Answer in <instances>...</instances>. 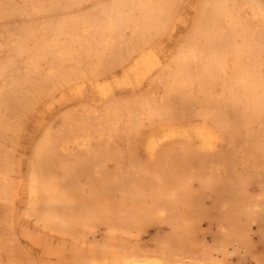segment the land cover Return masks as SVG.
Returning <instances> with one entry per match:
<instances>
[{
  "label": "rangeland",
  "instance_id": "obj_1",
  "mask_svg": "<svg viewBox=\"0 0 264 264\" xmlns=\"http://www.w3.org/2000/svg\"><path fill=\"white\" fill-rule=\"evenodd\" d=\"M258 1L253 8L225 0L214 45L192 42L191 31L217 0H0V65L8 64L0 74V264H264V5ZM143 2L157 14L154 26L139 16ZM228 11L245 31L257 28L248 48L231 32ZM71 18L92 21L83 36L96 42L101 65L93 52L55 66L67 45L83 50L50 31ZM115 21L112 32L107 24ZM26 29L48 38L49 51L43 55L25 38L16 51ZM176 57L186 75L166 95ZM202 129L213 137L202 141L194 133ZM44 136L59 185L54 194L64 198L63 184L73 183L62 163L78 171L68 196L89 202L78 209L73 198L77 215L63 228L46 223L29 203ZM82 138L90 146L77 145ZM91 154L96 158L79 172V159ZM228 239L232 252L223 246Z\"/></svg>",
  "mask_w": 264,
  "mask_h": 264
},
{
  "label": "bare ground",
  "instance_id": "obj_2",
  "mask_svg": "<svg viewBox=\"0 0 264 264\" xmlns=\"http://www.w3.org/2000/svg\"><path fill=\"white\" fill-rule=\"evenodd\" d=\"M129 1V0H128ZM218 2L217 3H214V5H213V7L211 8V10L208 12V13H204L205 15H199L198 16V19H197V22H196V24L194 25V27H193V29H192V31H191V38H192V42L193 41H197V42H199V39H202V38H205L204 40H207V41H209L210 43H213L214 45L216 44V43H219V41L218 40H221V39H219V38H217L215 35H216V33H217V26L215 25V24H217V18H218V16L220 15V14H222V12L223 11H225V10H223L224 9V3H225V0H217ZM248 0H246V3H248L247 2ZM249 1H251V0H249ZM147 2H149V1H147ZM252 3V6H253V8H255L254 7V5H259V1L258 0H252L250 3H248V6L250 5ZM262 5H264V0H262ZM154 5V4H153ZM158 5V4H157ZM150 6H151V4H150ZM149 6V4L148 3H146L145 4V2H143V5H142V9H141V11L139 12V16L144 20V21H149V24L151 25V26H154L153 24H156V22H157V14H156V12H153L154 10L151 8ZM251 6V5H250ZM259 6H261V5H259ZM226 8V7H225ZM247 8H249V7H247ZM252 9V8H251ZM263 9V8H262ZM105 10V9H104ZM108 10V9H107ZM247 10V9H246ZM245 10V11H246ZM230 11V10H229ZM228 11V13L230 14V12ZM251 11V10H250ZM104 12V11H103ZM111 12V11H110ZM254 12V11H253ZM263 12V11H262ZM166 13V12H165ZM199 13V12H198ZM202 14H203V11L201 12ZM225 13V12H224ZM247 13V12H246ZM259 13V12H258ZM227 14V13H226ZM260 14V13H259ZM121 15V14H120ZM223 15V14H222ZM235 15V14H234ZM252 15V14H251ZM264 15V14H263ZM108 16H110V15H108ZM224 16V15H223ZM228 17H230L231 16V21H232V26L231 25H229L230 27H231V29H232V31L229 29V28H227V30L229 29L231 32H233V34H239V35H241L243 38H241V39H244L243 41H242V43H243V45L244 46H247L246 48H248L249 47V45H250V39L249 38H251L253 35H254V33H255V30L257 29L256 28V26L257 25H255V27H252V28H256L255 30H246L245 31V29L246 28H244V22L242 23L243 24V27H242V25L240 24L241 22H239L238 20V18H234V16H232L231 14L230 15H227ZM111 17V16H110ZM118 17H119V14H118ZM222 17V16H221ZM252 17V16H251ZM258 17V16H257ZM89 18V17H88ZM88 18H85L84 20H83V22L82 21H80V20H77L76 18V20L75 21H73L72 20V18H71V20H68V21H65V20H59V21H57L56 23H54V24H52L50 27H48V28H50V31L52 32V30L54 31V34H57V36L59 35H68L69 37H70V42L68 43V44H71V43H73L74 41H79L80 42V44L82 45V52H80V53H76V52H73L72 50H71V48H70V46H66V47H64V49L62 50V52H61V54L59 55V60H58V62H57V65H55V66H57V67H59L60 66V64L61 63H63L65 60H68V59H70V58H73V56L74 55H76L78 58H81V57H83V54L85 53V54H87V55H91V54H93V52H95V54H97L96 55V59L99 61L97 64L98 65H101L102 64V62L103 61H101L100 60V58H99V53H101V52H97V50H96V48L94 49V44H96V42L95 43H93L94 41H92V40H90V39H88L87 37H84L83 35V33L84 32H86L87 31V29H89V28H87L88 26H94L92 23H90V22H92V21H88ZM259 19H260V16L258 17ZM110 19V18H109ZM121 19V18H120ZM164 19V18H163ZM241 19V18H240ZM106 20V19H105ZM108 20V19H107ZM255 20V19H254ZM261 20V19H260ZM263 20H264V16H263ZM262 21V20H261ZM120 21H115V22H112V23H108L107 24V27H108V29H110L112 32H114L115 31V29L119 26V23ZM123 22V21H122ZM129 22V21H128ZM230 23V22H229ZM261 23V22H260ZM50 24V23H49ZM122 24V23H121ZM162 24V23H161ZM264 24V23H263ZM262 24V25H263ZM105 25V24H104ZM128 25H130V24H128ZM149 25V26H150ZM214 25H215V27H214ZM218 25V24H217ZM246 25V24H245ZM98 26V25H97ZM141 26V25H140ZM150 26V27H151ZM132 27V26H131ZM133 27H134V30H133V32H135V33H137V34H139V32H140V30H139V27L137 26V23H135V24H133ZM247 27V26H246ZM250 27H251V25H250ZM261 27V26H260ZM105 28V27H104ZM52 29V30H51ZM107 29V28H106ZM142 29V28H141ZM248 29V28H247ZM260 29V28H259ZM262 29V28H261ZM260 29V30H261ZM94 30V29H93ZM122 30H123V28H122ZM228 30V31H229ZM49 31V32H50ZM222 31V30H221ZM223 32V31H222ZM246 32H248V33H246ZM257 32V31H256ZM259 32V31H258ZM262 32H264V30L262 31ZM261 31L259 32V34L261 35V33H262ZM220 33V32H219ZM86 34V33H85ZM100 34V33H99ZM134 34V33H133ZM224 34H225V32H224ZM37 36V34L36 33H34V30L33 29H26L25 30V35H22L20 38H21V42L19 41V44H18V46H17V48H16V51H17V49H19L21 46H22V42H24V41H22L23 40V38H25V41L26 40H28V39H32L33 41H34V44L36 43V44H38L39 46V51H41L42 53H43V55L46 53V52H48L49 50H48V48H49V46H50V44H49V41H48V38H41V39H38L36 36ZM238 35V36H239ZM257 35V34H256ZM55 36V35H54ZM56 36V37H57ZM219 36H220V34H219ZM218 36V37H219ZM227 36V35H226ZM228 36H230V34L228 35ZM232 36V35H231ZM230 36V37H231ZM235 36V35H234ZM67 37V36H66ZM221 37V36H220ZM236 38H237V36H235ZM207 38V39H206ZM223 38H224V36H223ZM226 38V37H225ZM228 38V37H227ZM235 38V39H236ZM253 38V37H252ZM255 38V37H254ZM256 38L258 39V36H256ZM255 38V39H256ZM58 39V38H57ZM98 40V39H97ZM224 40V39H223ZM228 40H229V38H228ZM228 40H226L225 42H227ZM57 41V40H56ZM56 41H55V43H56ZM259 41V40H258ZM223 42V41H222ZM231 42V41H230ZM26 43V42H25ZM54 43V42H53ZM54 43V44H55ZM257 43V42H256ZM256 43H255V45H256ZM99 44H101V43H99ZM221 44V43H220ZM225 44V43H224ZM233 44H234V42H233ZM240 44H241V42H240ZM253 44H254V41H253ZM253 44H252V40H251V46H253ZM198 44L196 43V46H197ZM235 45V44H234ZM233 45V47L235 48V46ZM237 45H239V43H237ZM195 46V47H196ZM210 47H211V44L209 45ZM218 46V45H217ZM216 46V47H217ZM226 46V45H225ZM228 46H229V44H228ZM227 46V47H228ZM241 45H239V46H237V47H240ZM1 47H2V44H0V49H1ZM67 47H68V49H67ZM215 47V48H216ZM236 47V48H237ZM243 47V46H242ZM220 49H221V47H219ZM224 48H226V47H224ZM223 48V49H224ZM230 48V47H229ZM234 48H232L233 50H234ZM246 48H245V50H246ZM21 49V48H20ZM41 49V50H40ZM52 49V48H51ZM195 49V48H194ZM212 49H213V47H212ZM219 49V50H220ZM231 49V51H233ZM240 49H242V48H240ZM239 48H237L236 50H240ZM250 49H252V48H250ZM21 50H23V49H21ZM222 50V49H221ZM38 51V50H37ZM84 51V52H83ZM213 51V50H212ZM226 51V50H225ZM224 50H223V52H225ZM36 52V51H35ZM221 52V51H220ZM227 52V51H226ZM234 52V51H233ZM232 52V53H233ZM240 51H238V53H239ZM242 52H245V51H242ZM76 53V54H75ZM33 54V53H32ZM36 54V53H35ZM50 54H53V53H51L50 52ZM226 54V53H225ZM225 54H224V56H225ZM48 55V54H47ZM211 55V54H210ZM214 55V54H213ZM216 55H218L217 53H216ZM216 55H214L215 56V58L217 57ZM235 55V54H234ZM39 55H37V57H38ZM55 56V55H54ZM93 56H94V54H93ZM219 56V55H218ZM43 57V56H42ZM95 57V56H94ZM220 57V56H219ZM238 57V56H237ZM52 58H53V56H52ZM38 59V58H37ZM36 59V60H37ZM176 60H174V62L169 66L170 68H171V76H173V82H172V84L169 86V88H168V90H167V92H166V95H169V94H171L170 92H171V89H173L174 90V86H178V83L180 82V84H181V81H182V79H183V76H185L186 75V73H184V64H183V61H182V59L180 58V57H176L175 58ZM209 59H211L210 57H209ZM222 59V58H221ZM52 61H53V59H52ZM212 61V60H211ZM220 61V60H219ZM209 62V61H208ZM220 62H222V61H220ZM55 64V63H54ZM96 64V63H95ZM212 64V63H211ZM186 65V64H185ZM51 66H53V64L51 65ZM8 68V64H5V66L4 65H0V74L2 73V72H4L6 69ZM206 68V67H205ZM244 68H247V67H244ZM249 68V67H248ZM219 69H222L221 67L219 68ZM250 69V68H249ZM59 70V69H58ZM57 70V71H58ZM7 71V70H6ZM186 71V70H185ZM59 73V72H58ZM213 73V72H212ZM247 73V72H246ZM242 75V74H241ZM246 75V74H245ZM247 75H248V73H247ZM207 77V76H206ZM211 77V76H210ZM241 77V76H240ZM252 77V76H251ZM240 80V79H239ZM244 81H245V79H243ZM206 81V80H205ZM243 83V82H242ZM248 87V86H247ZM246 87V88H247ZM247 97V96H246ZM236 97H234V99H235ZM256 98V97H255ZM166 99H168V98H166ZM243 99H244V97H243ZM237 100V99H236ZM236 100H235V102H236ZM234 102V103H235ZM242 102V101H241ZM247 102V101H246ZM1 103H4V102H1ZM165 106H167L166 104H165ZM171 106V105H170ZM163 107V106H162ZM64 120V119H63ZM133 125V122H131V120H130V125ZM194 133L200 138V139H202V141L203 140H205V141H208L210 138H212L213 137V135H212V133L210 132V131H207V130H197V131H194ZM186 135H191V133L190 132H188V133H186ZM48 140H49V138H48V136H44L41 140H40V142H39V144L41 145V147L43 146V148L41 149V148H39L38 150H36V155H38L39 157H40V151H42V152H44L45 153V155H44V157H43V165L42 166H39V169H37V170H35L34 172H35V174L33 173V175H32V177H30V186H29V192H28V195H29V197H30V200H29V203L30 204H32V207H33V209H34V211L35 212H38V214H40V217L46 222V223H48V224H50V225H52V226H59V227H66L71 221H73V219H75V217H74V215L76 214V213H72V210H73V212H75L74 210L75 209H73L72 208V202H74V200H76V202H77V204L78 205H75V204H73V206L75 205V206H77V208H78V206H80V204L82 205L85 201L83 200V198H81V201H82V203H80L79 202V200L80 199H76V198H74V197H71L72 198V200H71V198L68 196V195H70L71 193H69V192H71V191H73L75 188H73V186L71 187V185L74 183V182H76V181H73L74 180V178L78 175L77 174V172L78 171H76L74 168H67V167H65V165L64 164H60V169L65 173L64 175H66L67 176V178L70 180L71 179V181L73 182L72 184L70 183V185H65V183L63 184V188L67 191V195L64 197V196H62V197H64V198H60L59 199V197H58V195L56 196L55 194V192L54 191H56V188L59 186L56 182H55V179H56V176L55 175H51L52 174V172L50 171V165H48L49 164V160H48V157H47V155L49 154H47L46 153V151H48V149L46 150V148H47V143H45V142H48ZM214 140V139H213ZM89 140H87V139H85V138H82L80 141H78L77 143V145H83V146H87V145H89ZM41 143H43V144H41ZM87 144V145H86ZM90 146V145H89ZM90 155V154H89ZM88 155V158H87V155H85L86 156V158L85 157H81L80 159H79V163L82 165L81 167H80V171L79 172H82V173H85L87 170H88V168H89V165H91V164H88L89 163V161H90V158H92V159H95L96 158V154H91L92 156L90 157ZM55 156V155H54ZM50 159V158H49ZM53 159V158H52ZM46 160V161H45ZM68 162V161H67ZM72 163H74V162H72ZM50 164H52V163H50ZM54 164H56V163H54ZM53 164V165H54ZM76 164V163H75ZM95 164V163H94ZM52 165V166H53ZM59 165V164H58ZM67 165V164H66ZM72 165V164H71ZM97 166V165H96ZM57 171V170H56ZM62 171H60L59 170V172H62ZM36 175H39V176H36ZM57 175V174H56ZM108 180V179H107ZM68 182H70V181H68ZM68 182H66V183H68ZM103 182H107L106 181V178H104L103 179V181H102V184H104ZM91 184V183H90ZM93 184H95V183H93ZM93 184H91V186L92 187H95L96 185H93ZM101 184V186H103L104 187V185H106V184H104V185H102ZM73 185H76L75 183L73 184ZM98 185H100V184H98ZM68 186H70L72 189H71V191L68 189L69 187ZM62 188V187H61ZM96 188V187H95ZM106 188H107V186H106ZM64 189L62 190V191H64ZM104 190L107 192V189H105L104 188ZM61 191V190H60ZM57 192V191H56ZM74 192V191H73ZM77 192H79L78 190H77ZM55 193V194H54ZM46 195L47 196V198H42V199H38L37 197H38V195L40 196V195ZM73 194V193H72ZM73 196V195H72ZM37 198V199H36ZM73 198H74V200H73ZM88 201H90L91 202V200H88ZM80 203V204H79ZM85 203H88L89 204V202H85ZM84 206L86 205V204H83ZM92 205H94V204H92ZM87 206V205H86ZM89 206V205H88ZM93 208L94 206H91V204H90V206H89V208ZM80 208V207H79ZM78 208V209H79ZM85 208V209H84ZM84 208H82V206H81V209H83L84 211L86 210V208L88 209V207H84ZM90 208V209H91ZM167 208V207H166ZM78 209H76V210H78ZM81 209L79 210V212L81 211ZM89 209V210H90ZM79 212H77V213H79ZM88 212V211H87ZM77 215V214H76ZM161 215V214H160ZM235 218V217H234ZM225 240V239H224ZM235 240V239H234ZM233 243V241H231L230 239H228L227 241H226V243H224L223 244V246L225 245L226 247H224V249L225 250H227L228 252L229 251H234V249H235V247H234V244H232ZM237 247V246H236ZM223 249V250H224ZM232 254V253H231ZM123 264H145V263H138V262H126V263H123ZM157 264H170V263H168V262H160V263H157Z\"/></svg>",
  "mask_w": 264,
  "mask_h": 264
}]
</instances>
